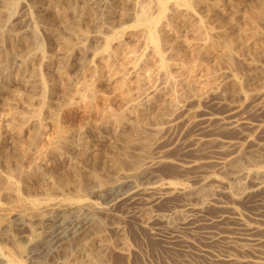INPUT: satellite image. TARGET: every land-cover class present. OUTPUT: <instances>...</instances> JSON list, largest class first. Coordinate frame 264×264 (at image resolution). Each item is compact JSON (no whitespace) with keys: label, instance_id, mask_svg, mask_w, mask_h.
<instances>
[{"label":"bare ground","instance_id":"1","mask_svg":"<svg viewBox=\"0 0 264 264\" xmlns=\"http://www.w3.org/2000/svg\"><path fill=\"white\" fill-rule=\"evenodd\" d=\"M169 1L170 0H156L157 4L160 6V12H159L160 15L161 13L164 14L165 11L167 10V4ZM177 1L186 2V0H177ZM66 5H68V2ZM153 5L154 4H152V6ZM82 7L83 6H81V8ZM97 7H98V4H97ZM119 7L121 8V5ZM138 7H139L138 14L137 15L134 14L135 12L132 14L136 15L137 22L145 25V27L138 28L139 30L137 29L138 34L142 36V37L140 36L138 37H140L141 39L143 38L142 44H144V46L140 50L139 53H133V51L130 49L133 55H132V58H130V60H132V63L128 65V68H133V69L135 68L136 70V67L140 65V62L142 63L144 62L142 60L144 56H151L156 61V67H155L154 72L164 75L167 72L166 69L169 63L167 62V60L164 58V56L160 52V48H159L160 40L157 34V30L155 29V27L157 26L156 24L158 20L156 17H153L150 14V11H149L150 4L146 0L144 1L142 0V2H139ZM123 8H125V6H123ZM64 9H66V7H64ZM60 10L62 11V9ZM72 10H73V7H72ZM88 10H92V9H88ZM251 11L253 10H250V14H252ZM98 13L99 11L95 10V14H98ZM254 14H256V12ZM262 15H261V18H262ZM107 16L108 15H106V18H108ZM259 18H260V15H259ZM255 19L257 21V16L253 18V20ZM106 22H109V21L104 20V23ZM259 22H262V21H259ZM59 23L60 22H58V24ZM66 23L68 24V22ZM99 24H101V22ZM99 24L98 25L96 24L97 26L95 25L96 26V29L94 28L95 30L93 29L96 35H100L102 31V26ZM102 24H103V21H102ZM252 25L253 24L251 23V26ZM69 26H70L69 27L70 30L68 31V35L63 37L64 33L62 34V39H63L62 42L66 46L65 47L66 53H67V50H70V47L74 45V42L72 41V38H71V34L73 32H76V30L73 31V29L76 28L78 25L73 23ZM246 26L248 27V24ZM247 27H246V30L249 29ZM85 29H88V28H85ZM199 29L200 28L196 30V33H198L197 31ZM134 31H136V29ZM134 31L132 32L133 34H134ZM102 32H104V30ZM199 33L201 34V32ZM199 33L198 35H200ZM243 33L244 35L246 34L245 32ZM65 34L67 33L65 32ZM252 34L249 35V38L251 36H254ZM254 34H257V33L254 32ZM83 35H85V33H83ZM241 35L242 33H239V36ZM247 35H245V37H247ZM160 36L162 37V35ZM109 37H105V38L103 37L104 41L107 44L112 42L113 40V39H110ZM235 37L236 35L230 36V34L226 35L224 33H220L216 35L215 38L213 37L214 39L212 38L211 40L210 45L219 48L221 52L220 55L225 60L227 59V61L224 60L226 63L230 60V58H232L231 56L233 55L234 50H235L234 43H238V42H235V40H240V37L239 39L237 37L234 40L233 38ZM245 37L243 39L245 40L248 39V37L247 38ZM28 38L29 37H27V39ZM196 39H198V37H196ZM16 41L17 39L14 42ZM117 42L119 43V39ZM244 42L246 41H243V43ZM31 44H32V47L30 49H33L32 53H34L37 57L41 58L42 60H45L44 62L50 65L51 57H49L47 54H44L42 52V44L41 42H39L34 32H33V41ZM161 44H164V42L163 43L161 42ZM238 44L240 45V43ZM257 44L260 45L261 43L260 44L257 43ZM257 44L255 46H257ZM243 46L245 45L243 44ZM263 48L264 46L262 47V49ZM236 49L238 50V48ZM260 52L262 53V50ZM59 53H61V50ZM195 53H198V51ZM171 55L173 54L171 53ZM29 57H30V54H27V53L25 54L23 52V55H21L20 57L21 65L27 64L29 61ZM104 57H105L106 64H108V67L109 65L112 67L115 63H116L115 65L118 66L116 62L117 60L115 61L114 53L112 50L106 48L104 52ZM176 57L178 58V56H175L174 58L176 59ZM181 57L182 56L179 57L180 58L179 60H181L180 63L178 62L172 65L174 69L176 67L177 68L181 67L182 69L184 68L185 64L188 63L187 59L184 60L185 57L182 59ZM258 58H259V61H254L253 68L251 67V69H253V73L258 72L257 74H261L262 76V74H264V53L262 54L261 58L260 57ZM144 59H147V58L145 57ZM171 59H173V57ZM190 59L188 57V60ZM82 60L80 61L83 62ZM194 60H196V58ZM218 60L219 62L221 61L220 59ZM123 61L125 62L124 59ZM191 61H193V59H191ZM216 62H217V59H216ZM32 64H35V63L33 62ZM56 64H58L57 68L55 65L56 69L53 66L55 70H59V71L63 70L62 68L64 67V65H62L61 62L56 63ZM152 65L154 64H151V66ZM117 66L116 67L114 66L115 69H117L118 72L122 71L123 69L122 66L120 65H119L120 67H117ZM141 66L142 65H140L139 67L142 71ZM228 67H226L225 69H222L221 72L219 71L220 73L218 72V74L214 77L213 82L211 83L210 81L209 82L210 85L206 86L207 90L205 89L206 92L204 91L203 94L197 95V96H196V93H191L188 95L186 94V96L183 97L180 101L173 102V103L170 102L171 104L168 105L169 106L168 111L164 110L165 113L162 114V117L160 113H158V115L156 114L158 118L161 117V120H158V121L147 122L148 118H146L147 119L146 120L144 119V116L136 117V118L131 117V113L133 112V110H140L141 108L142 110L144 109L143 107L145 106V103H147V101L150 100V98L154 94L152 92H155L157 90L156 91L158 93L157 95L161 96V94H159L160 91H158L159 89H157L156 84L155 85L153 84L150 87V89L146 88L147 90L146 89L144 90L143 88L142 89L143 91H139L138 93L136 92L137 95L132 96L129 99V104L127 108L123 109L122 112H109L105 108L95 106L94 109L99 111V113L102 115V118H101L102 120H100L99 122H102L103 124H106V125L107 124L116 125L117 127L120 125L125 126L126 124H129L130 126L129 128L130 132H127L128 134L126 133L125 136H122V138L124 137L123 140L121 139L122 145H120L121 147L118 148L119 150L117 149L118 152L116 153V158L118 161L121 162L120 166L117 167L115 165L117 167V170H114L116 171L114 172L115 175H112L110 179L105 182L102 181L103 179L98 180L97 174H95L94 178L96 177L97 180L95 179L94 180L96 181V183L93 182L94 180L90 181L91 183L92 182L94 183L93 185L83 183L87 178L84 179V177L80 176L79 172L77 171L73 178V182L76 184L77 187L76 189L74 188L75 191L73 193L70 194L68 192L67 194L66 188L68 187V184H70L71 182L65 176L60 177L61 175H59L58 177V173H57V175L54 174L57 177L56 179L53 180L52 185H49L48 188H44L45 196L38 198V199L36 198L31 199L30 206L27 209L26 208L23 209V208L18 207L17 205L12 204V201H15L19 196L17 186L14 183V178L16 176L17 177L22 176L23 174L21 164L19 162L20 158L18 159V157H20L19 156L20 153L19 154L16 153L17 154L16 155L14 153L1 152L0 155L3 156V161L5 163L4 166H6V173L3 177V180H4L2 181L3 183L1 182L0 184H3L2 188H3V192L5 193V195L7 197H12L13 199L11 198L12 200L10 201V198L6 197L8 199L7 203H5V201H2L4 203H0V227L2 230L3 238H4L2 239V241L7 240L9 241L7 243H11L12 248L14 250V254H15L13 255L12 258H15V259H12L8 255L4 256L0 252V264H23L22 261L24 260L33 261L35 258L38 257L37 255L39 251L41 252L42 250L43 251L47 250L48 248L53 246V244L55 243L57 244V242H60L61 239L63 240V238L66 237L67 235L69 237V235H76V233H78V239H77L78 241L75 243L73 242L74 244L71 243L67 248H65L63 252L61 250H58V252L60 253L61 251V253L57 255L54 259H51L50 264H86L87 262L89 263L91 258L97 255L98 252L106 249L109 246L108 235L110 233L111 234L114 233L115 238H116V240H113V241H116L115 242L116 246H115V243H114V246L117 247L119 250H122V249L124 250L127 245L126 234L128 231H130V229L135 230L139 233H142L147 237V239L150 238L151 240H154L156 243H159L160 248L162 250L160 251L164 254L166 259L169 257L171 258V256L174 258L176 255L178 257L177 259L178 262H176V264H179V262L180 264L181 263L182 264L183 263L193 264L194 263L193 261H195L194 259L198 257L200 258L204 257L206 264H264V83H263L264 80L262 79L263 82H261V84H259L254 89L252 95H249L250 93H247V90L245 91V89L242 90L241 88L242 87L241 84L243 83L244 85V82H241L240 77L230 69L231 67L230 68ZM181 69H179V72H178L180 74L182 73ZM251 69L248 72L252 71ZM6 70H7L6 64L4 60L0 58V72L4 73ZM29 70H30L28 74L29 76L27 75L28 80H33L35 82L33 84H31L30 82L32 87L36 89V87L38 86L39 88L43 89L45 84L42 78L40 77V73H39L40 70L38 69V66L32 67ZM126 70L127 68L125 69V71ZM212 70H213V67H212ZM207 71H208V68H207ZM214 71L216 72L215 69ZM125 73L126 72H124V74ZM262 78H264V75ZM35 79H37L38 82L37 80L35 81ZM64 79H65V82L68 83L66 81V78ZM160 79L159 81H161ZM175 79L179 80V78H175ZM250 79H248L249 82H250ZM171 80L172 78L168 77V82L170 84L172 83ZM200 80L202 79H199V82ZM124 81H125L124 78H120L119 81L117 82L118 84L117 88L123 87L125 84ZM251 81L253 82V85H254L255 80L251 79ZM258 81L260 82L261 80H258ZM152 82L154 83V81ZM189 82H191V80ZM174 83L176 84V82H173V84ZM249 84H252V83H249ZM22 88L23 89L26 88V85L25 87H22ZM191 88H190V91H191ZM28 89L31 91L34 90L30 88ZM225 89H227L228 91L226 92ZM67 90L64 89V91H67ZM164 90L169 91L168 89L167 90L164 89ZM166 94H167L166 92L162 93V97L166 98ZM19 96L20 95H17V93H13L12 98L18 101L20 98ZM82 96L91 101L92 99H94L95 95H94V92L85 90V92L82 93ZM25 98L26 97H24L25 102L23 101L24 104L21 106L19 110H15L13 107L11 108V106L10 107L7 106L6 112H5L9 119V125H10L9 127L14 129L18 133L20 129L23 127V125L30 118L28 115V107H29L30 101L29 100L26 101L27 99ZM202 98H204L203 105L200 103V101L203 100ZM33 102L35 101L33 100ZM164 103L165 102H163V104ZM168 103L169 102H167L166 104ZM7 104L10 105V102H8ZM19 106H20V103H19ZM146 106L148 107V105ZM165 106H161V102H160L159 108L160 107L162 108ZM154 119L155 118H153L152 120ZM145 120L146 122H144ZM3 128H6V127H3ZM132 131H134V133L137 132L138 135H136L137 133H135L136 136H134V133ZM140 131L141 132L143 131L141 133L142 135L143 133H146V134L149 133L152 135V137L149 138L147 136L146 141H144V143L140 141L141 144L140 143L138 144L137 142H139L138 141L139 138L142 137L141 140L142 139L145 140L144 137H146L144 135L143 137L141 134L139 135ZM9 134L14 135V133L13 134L9 133ZM30 134H34V133L32 132ZM130 134L131 136H129ZM117 135L121 136L119 134ZM19 137L17 139L18 142H20ZM31 137L29 136V138ZM34 137L36 136H33V138L31 139H35ZM116 138L118 137L116 136ZM24 139L25 138H23V140ZM135 143H137V145H134ZM15 144L18 145L17 142ZM28 144L21 146V143H19V148L20 146L24 147L23 150H26V151L29 150L30 148L32 149V147L28 146ZM69 144H70V136L68 135L67 130L60 128L59 132L49 141V147H48L49 149L46 155L48 156L52 153H55L59 151L61 148L63 149V147H66ZM138 145H140L141 148ZM144 147L146 148L145 149L146 152H143L142 150L144 149ZM139 149H141L142 151H138ZM36 151L38 150L36 149ZM110 151L112 152V150ZM138 152H141V154L140 153H139L140 155L137 154ZM78 153H81V150ZM75 156L77 157V155ZM24 159L23 161L25 162L27 159L26 158ZM45 160L46 159L44 157H41L35 165L36 168L42 167ZM4 163L2 162V164ZM74 163L72 164L74 165ZM89 164H91L90 161H89ZM167 164L173 165L175 169H177L178 171L175 170L176 172L174 171L173 173L162 172L161 167ZM113 166H114V163H113ZM29 168L30 169L28 172L32 173L33 171H30V170L34 167H29ZM114 169L116 168L114 167ZM109 173L112 174V172H109ZM80 177L81 178L83 177L84 181H81ZM39 181L37 183H39ZM49 184H51V182H49ZM1 195H3L2 192H1ZM3 198H5V196ZM106 200H110L111 204L109 205L102 204V202H105ZM238 205H241L243 207V211L240 209V206L238 207ZM97 221L101 222V225H96V226L102 227V228L100 227L101 228L100 230H98L97 228L95 230L92 227V224L96 223ZM11 222L14 223V225L19 229L18 233L16 234L10 233ZM66 246H63V247H66ZM128 246L130 245L128 244ZM127 248H130V247H127ZM105 251L106 250H104L103 252ZM43 258H44V255H43ZM96 260L98 261L99 259L96 258ZM172 263H175V262H172Z\"/></svg>","mask_w":264,"mask_h":264},{"label":"rangeland","instance_id":"2","mask_svg":"<svg viewBox=\"0 0 264 264\" xmlns=\"http://www.w3.org/2000/svg\"><path fill=\"white\" fill-rule=\"evenodd\" d=\"M107 1L108 0H69V1L64 0V2H63V0H58V1L57 0H54V1L53 0H51V1L50 0H11V2H10V0H0V7H1L0 8V54H1L0 58H2L4 60V62L6 64V69H7L4 73L0 72V106H2V107H0V135H1L0 136V143H1L0 144V154H1V152H9V153H14V154L20 153L19 154L20 157H18V159L20 158L19 162L21 164L23 174H22V176H18V177L16 176L14 178V183L17 186L19 196L15 201H12V204L17 205L20 208H23V209L26 208L27 209L30 206V200L31 199H33V198L38 199V198L45 196L44 188H48L49 185H52L53 180L56 179V177H57V176H55V175H57V173H58V177H59V175H61L60 177H64V176L67 177L71 182L70 184H72V185L68 184V187L66 188L67 194H68V192L70 194L73 193L77 187L76 184L73 182V178H74L75 173L77 171L79 172L80 176L84 177V179L87 178L84 181L83 177L82 178L80 177L81 181H84L83 183H86L89 185H93L94 183H96L95 180H97V178H98V180L103 179L102 181L105 182V181L109 180L112 175H115L114 172H116V171H114V170H117V167L120 166V163H121L120 161L117 160L116 153L119 150L118 148L121 147L120 145H122L121 142L124 138V137L122 138V136H125L127 132H130L129 131L130 126H129V124H126L125 126L120 125L117 127L116 125H109V124L106 125V124H103L102 122H99L100 120H102L101 119L102 115L99 113V111L94 109L95 106L105 108L109 112H122L123 109L127 108L128 104H129V99L132 96L137 95V93L139 91H143L142 90L143 88H144V90L146 88L150 89V87L153 84L154 85L156 84L157 89H159L158 91H160L159 94H161V96L157 95L158 94L156 92L157 90L155 92H152V93L156 94L157 96L154 94H153L154 95L153 96L151 94L152 95L151 98L153 101L150 98V100H148L147 103H145V106L143 108L147 112L144 109L142 110V108H141L140 109L141 111L140 110H133V112L131 113V117H133V118L144 116V119L148 118V120L146 119L147 122H154V121L161 120L162 114L165 113V111H168V108H169L168 105H170L173 102L180 101L183 97L186 96V94L188 95L191 93H196V96H197V95L203 94L204 91L206 92V90H207L206 86L210 85L209 82L211 81V83H212L214 77L218 74V72L219 71L221 72L222 69H225L228 66H229L228 68L231 67L230 69L240 77L241 82H244V85H243V83L241 84V86H242L241 88H242V90L243 89H245V91L247 90V93H250L249 95H252L254 89L259 84H261V82H263V80H264V78H262L264 74H262V76H261V74H257L258 72L253 73V69H251V67L253 68L254 61H259L258 57L261 58L262 54L264 53V50H263L264 48L262 49V47L264 46V41H263L264 40V16H263L264 15V5H262V4H264V0H246V1L245 0H186V2L177 1V0H170L167 4V10L165 11L164 14L161 13V15L159 13L160 12V6L157 4L156 0H146L150 4V10H149L150 14L153 17H156L158 20V22L156 24L157 26L155 27V29L157 30V34H158V37L160 40L159 41L160 52L164 56V58L167 60V62L169 63V65L166 69L167 72L164 75L163 74L161 75L160 73L154 72L155 67H156V61L151 56H144L143 57L142 60L144 62L143 63L140 62V65H142L141 66L142 71L139 67L140 65H138L136 67V70H135V68L134 69L128 68V65H130L132 63V60H130V58H132L133 53H139L140 50L144 46V44H142L143 38L142 39L140 38L142 36L139 35L137 31L139 30L138 28L145 27V25L137 22V17H136V15L139 12V7H138L139 2H142V0H140V1L139 0H129V1H127V0L126 1L125 0H118V1L117 0H109L108 2ZM67 2H68L69 6L66 5ZM97 2H99V3H97ZM3 3H4V5H3ZM7 3H8V5H7ZM110 3L114 6H112ZM97 4H98V7H97ZM152 4H154V5L152 6ZM178 4H180V5H178ZM183 4H184V6H183ZM80 5L83 7L81 8ZM120 5H121V8L119 7ZM169 5H171V6H169ZM254 5H255V7H254ZM63 6L66 7V9H64ZM99 6H100V8H99ZM123 6H125V8H123ZM58 7L59 8L61 7L60 9H62V11ZM72 7H73V10H72ZM93 7H95V8H93ZM88 9H92V10H88ZM95 10L99 11L100 14L99 13L95 14ZM250 10H253V11H251L252 14H254L255 12H256V14L258 13L257 15L254 14L257 16L258 22L256 21V19L253 20V18L256 16L250 14ZM152 12H153V14H152ZM128 13H130V14H128ZM132 13H134L136 15H134ZM207 14H208V16H207ZM94 15H96V16H94ZM106 15H108L107 16L108 18H106ZM259 15H260V18H259ZM261 15H262V18H261ZM251 16L252 17L254 16V17L252 18ZM91 17H93V18H91ZM258 18H259V20H258ZM103 19L108 20L111 24L109 22L104 23ZM65 20H66V22H68V24L65 22ZM56 21H57V23H56ZM99 21L101 22V24H99L100 23ZM102 21H103V24H102ZM259 21H262V22H259ZM58 22H60L61 24L60 23L58 24ZM92 22H94L95 24ZM73 23L78 25L77 26L78 28L76 27L73 29V31L76 30V32L72 31L73 33L71 34V38H72V41L74 42L75 46L74 45L71 46L70 50H67V53H66V50H65L66 46L62 42L63 41L62 34L63 33L65 34V32L67 33L65 35L63 34V37L68 35V31L70 30L69 25H71ZM251 23L253 25H255V24L256 25L251 26ZM89 24H91V25L93 24V25L91 26ZM96 24L101 25L102 31L104 30V32L101 31L100 35H96V33L94 32V30L96 29V26H97ZM247 24H248V27L246 26ZM61 26H63V27H61ZM245 26L249 29L246 30ZM85 28H88V29H85ZM198 28H200V29L197 32L198 33L201 32L202 35L200 33H199L200 35H198V33H196V30ZM255 28L258 30H256ZM31 29H33V30H31ZM135 29H136V31H134ZM133 31H134V34L132 33ZM33 32L36 34L37 39L42 44V52L44 54H47L49 57H51L50 58L51 59L50 65L46 64L44 62L45 60H42L41 58L37 57L34 53H32L33 49H30V48L32 47L31 43L33 41ZM135 32H136V34H135ZM243 32L246 33L245 35H247V33H248V35H247L248 39H246V40L243 39L245 37ZM252 32H253V34H252ZM254 32L257 34H254ZM83 33H85V35H83ZM163 33L165 36L163 35ZM220 33H224L226 35L230 34V36L236 35V37L233 38L234 40L239 36V33H242V35L239 36L240 40H235V42L240 43V45L238 43H234L235 44V50H237L236 48H238V50L237 51L234 50V53L231 56L232 58H230V60L227 63L225 62V61H227V59L225 60L220 55L221 52H220L219 48L210 45L212 38L213 37L215 38L216 35H218ZM249 33H251L254 36H251L249 38V35H251ZM115 34H116V36H115ZM12 35H14V36H12ZM78 35H80V36H78ZM160 35H162V37ZM99 36H100V38H99ZM138 36H140V37H138ZM202 36H204V37H202ZM242 36H243V38H242ZM27 37H29V38L27 39ZM103 37L104 38L109 37L110 39H113V40H112V42L107 44L104 41ZM196 37H198V39H196ZM239 37H238V39H239ZM247 37H245V38H247ZM15 38L17 39L16 42H14L16 40ZM116 38L119 39V43L117 42L118 39H116ZM121 39H123V40H121ZM243 41H246V42L243 43ZM161 42L162 43L164 42V44H161ZM165 42H166V44L167 43L168 44L166 45ZM256 42L259 44L261 43V44L258 45ZM121 44H123V45H121ZM243 44L245 46H243ZM256 44H257V46H255ZM130 46H132V47H130ZM135 46H136V48H135ZM125 47H127V48H125ZM25 48H26V50H25ZM71 48H73V49H71ZM106 48L113 51L115 61L117 60L116 62L118 64V66L115 65L116 64L115 63L112 67L110 65L108 67V64H106L105 57H104V52H105ZM122 49H124V50H122ZM130 49L133 51V53ZM60 50H61V53H59ZM175 50H176V52H175ZM196 50L198 51V53H195V52H197ZM261 50H262V53L260 52ZM100 51H102V52H100ZM23 52L25 54L26 53L30 54V57H29V61L27 64L21 65L20 57H21V55H23ZM98 52H99V54H98ZM174 52H175V54H174ZM171 53L173 55H171ZM217 53H218V55H217ZM168 56L169 57L172 56L173 59H171L172 57L169 58ZM175 56H178V58L176 57L177 60L174 58ZM180 56H182L181 59L185 57L184 60L187 59L188 63L185 64L184 68H182V69H181V67L180 68L176 67L174 69V67H172V65L174 63H178V62L180 63V61H181V60H179ZM220 56H221V58H220ZM233 56H234V58H233ZM145 57L147 59H144ZM188 57H189V59L191 57V59H193V61H191V59L188 60ZM195 58H196V60H194ZM97 59H98V61H97ZM123 59L125 60V62L123 61ZM216 59H217L218 64L216 62ZM218 59H220L221 61L219 62ZM80 60H82L83 62H81ZM31 62L32 63L34 62L35 64H32ZM59 62H61L62 65H64V67L62 68L63 70H60V71L55 70L57 68V65H58L56 63H59ZM231 62H232V64H231ZM77 64L80 67H78ZM151 64H154V65L151 66ZM205 64H207V65H205ZM222 64H223V66H222ZM227 64H228V66H227ZM55 65H56V68H55ZM119 65L122 66L123 69H122V71L118 72V70L115 69V67L116 66L120 67ZM31 66L32 67L38 66V69L40 70L39 71L40 77L42 78V80L44 81V84H45L43 89L39 88L38 86L35 89L31 85L35 82L33 80H28V76H29L28 74L30 71L29 69L32 68ZM53 66L55 69L53 68ZM125 66H127V67H125ZM192 67H193V69H192ZM212 67H213V70H212ZM46 68H47V70H46ZM126 68H127V70L125 71ZM207 68H208V71H207ZM249 68L252 71L248 72L250 70ZM52 69H54V70H52ZM71 69H72V71L73 70L74 71L72 72ZM179 69L182 70L181 74L178 73ZM190 69H192V70H190ZM214 69L216 70V72L214 71ZM123 71L126 73L124 74ZM171 71H172V73H171ZM147 72H148V74H147ZM115 73H116V75H115ZM211 73H213L214 75ZM248 73H250V74H248ZM54 74H55V76H54ZM186 74H187V76H186ZM247 74L249 76L250 75H252V76L249 77ZM254 74H255V76H254ZM172 75H174V76H172ZM177 75H178V77H177ZM168 77L172 78L171 84L168 82ZM64 78H66V81L68 83L65 82ZM120 78L125 79V81H124L125 84L123 87L117 88V85H118L117 82L119 81ZM175 78H179V80L175 79ZM250 78L255 80L254 85L252 82L253 80L251 81ZM87 79H88V81H87ZM141 79H142V81H141ZM159 79L161 81H159ZM199 79H202V80H200V82H199ZM248 79H250V82ZM36 80L37 79H35V81ZM184 80H186V81H184ZM190 80H191V82H189ZM247 80H248V82H247ZM258 80H261V81L259 82ZM152 81H154V83ZM183 81L186 83H184ZM30 82H31V84H30ZM37 82H38V80H37ZM173 82H176V84L175 83L173 84ZM139 83L141 84V86ZM249 83H252V84H249ZM25 85H26V88L23 89L22 87H25ZM29 85H30V87H29ZM189 85L191 87H193L194 89L191 88ZM244 86H245V88H244ZM252 86H253V88H252ZM184 87L186 90L184 89ZM28 88L34 89V90L31 91ZM187 88H189V89H187ZM190 88H191V91H190ZM64 89L65 90L68 89V90L64 91ZM164 89H166V90L168 89L169 91H165ZM35 90H37L38 92ZM85 90L90 91V92H94V95H95L94 99H92L90 101L87 98L83 97L82 93H84ZM171 90H173V91H171ZM161 91H163V92H161ZM222 91H223V89H222ZM225 91L227 92L228 90L225 89ZM165 92L167 93L166 98L162 97V93H165ZM183 92H185V93H183ZM13 93H17V95H20L19 96L20 98L18 101L16 99L12 98ZM169 95H170V97H169ZM24 97H26L25 98V99H27L26 101H28V100L30 101V104L28 107V115L30 118L28 117L29 120L23 125V127L20 129V131L18 133L17 131H15L14 129L9 127L10 126L9 125V119H8V116L5 112H6L7 106H9V107L11 106V108L13 107L15 110H19L25 102ZM158 99H160V100H158ZM202 99L203 100H201L200 103L203 105L204 104V98H202ZM5 100L7 101V103L10 102V105L7 104ZM33 100L35 102L36 101H38V102L35 103V102H33ZM168 100H170V101H168ZM166 101L169 103L166 104L167 103ZM160 102H161V106L166 105L165 107H167V108H165V107L159 108ZM163 102H165V103L163 104ZM14 103H16V104H14ZM19 103H20V106H19ZM146 105H148V107ZM156 108L159 110H157ZM33 112H34V114H33ZM158 113H160V115H161V117H159V118L157 116ZM153 118H155V119L152 120ZM146 120L144 122H146ZM65 125H66V127H65ZM35 126H36V128H35ZM111 126H113V127H111ZM3 127H6V128H3ZM60 128L67 130V133L70 136V144L67 145L66 147H63V149L61 148L59 151L52 153V154L47 156L46 153L49 149L48 148L49 147V141L59 132ZM118 129H119V131H118ZM8 131H10V132H8ZM29 132L30 133L33 132L35 135L30 134ZM132 132L134 133V131H132ZM142 132L140 131L139 135ZM9 133H12V134L14 133L15 136L11 135ZM25 133H27V134H25ZM135 133H137V132H135ZM135 133H134V136L138 135V133L136 135H135ZM117 134H119L121 136H118ZM17 135H18V137L22 135L21 137H19L20 142L17 141V139H18ZM32 135L36 136V137L38 136L39 138L34 137L35 139H31V138H33ZM115 135L118 138H116ZM143 135L146 137H144ZM143 135L142 136L145 138V140L142 139L143 140L142 141L141 140L142 137L139 138L138 139L139 142H137L138 144L140 143V141L144 143V141H146L147 136L149 138L152 137V135L149 133H147V134L143 133ZM6 136H8V137H6ZM29 136L30 137L32 136V137L29 138ZM129 136H131V134ZM23 138H25V139L23 140ZM14 139H16V140H14ZM44 139H46V140H44ZM34 140H36V141H34ZM38 140H39V142H38ZM16 142L18 143V145L15 144ZM36 142H38V143H36ZM19 143H21V146L27 145L29 143L28 146L32 147V149L30 148L27 151L23 150L24 147L20 146V148H19ZM137 143H135L134 145H137ZM138 146H140V145H138ZM113 147L115 148V150ZM140 148H141V146H140ZM36 149L39 152L36 151ZM145 149H146L145 147H144V149H142L143 152H146ZM80 150H81V153H78ZM110 150H112V152ZM142 150L139 149L138 151H142ZM139 153L141 154V152H138L137 154H139ZM147 153H148V151H147ZM21 155L23 158L21 157ZM35 155H36V157H35ZM75 155H77V157ZM33 156H34V158H33ZM105 156H107L109 158H107ZM41 157H44L46 160H45L44 164L42 165V167L36 168L35 165ZM78 157H79V159H78ZM111 157H113V158H111ZM24 158L27 159L25 162L23 161ZM89 161L91 164H89ZM2 162L4 163L3 156L0 155V179H1L0 183L2 181H4L3 177L6 173V166H4L5 163L2 164ZM72 163H74V165ZM113 163H114V166H113ZM101 164H102V166H101ZM29 167H34L30 170V171H33L32 173L28 172L30 169ZM96 167L97 168L99 167L101 169L98 168L99 169L98 170ZM114 167L116 169H114ZM46 169H48V170H46ZM56 169H57V171H56ZM69 169H71V170H69ZM175 170L178 171L177 169H175V167L173 165L167 164V165H165V166L163 165L161 167V171L165 172V173H173ZM60 171H62V172H60ZM24 172L25 173L27 172V173L25 174ZM85 172H87V173H85ZM105 172H106V174H105ZM109 172H112V174ZM90 173H91V175H90ZM85 174H86V176H85ZM87 174H89V175H87ZM95 174H97V178L96 177L94 178ZM44 179H46V180H44ZM92 180H94L93 181L94 183L90 182ZM38 181H39V183H37ZM49 182H51V184H49ZM44 183H45V185H44ZM2 186H3V184H0V190L3 193V195H1V192H0V201H1L0 203H4L2 201H5V203H7V200H8L7 198H10V201L13 198L7 197L5 195V193L3 192ZM71 187H72V189H71ZM4 196H5V198H3ZM102 204L109 205V204H111V201L106 200L105 202H102ZM239 206H240V209L243 211V207L241 205H238V207ZM98 223H100V224H98ZM96 225H101L100 221L93 223L92 227L95 230H96V228L98 230H100L102 228L101 226H100L101 227L100 228L99 226H96ZM0 230H1V227H0ZM18 231H19V229L14 225V223L11 222L10 233L16 234V233H18ZM140 236H142V237H140ZM74 238L76 241L74 240ZM114 238H115L114 233H112V234L110 233L108 235L109 246L106 249H104L106 251L103 252L104 250H102V251L98 252L97 255H95L93 258H91L89 263L88 262L87 263L85 262V263L86 264H99L101 262L100 264H103V263L104 264H176V262H178V260H177L178 257L176 255L174 258L171 256V258L169 257L166 259L164 254L161 252L162 250L160 248L159 243H156L154 240H151L150 238L147 239V237L144 234L139 233L135 230L130 229V231L127 232V234H126L127 245H126L124 250L123 249L119 250L117 247H115L116 241H113V240H116V238L115 239ZM2 239H4V238H3L2 230H1V232H0V252L4 256L8 255L12 258L13 255H15V254H14V250L12 248L11 243H7V242H9L7 240L2 241ZM77 239H78V233H76V235H69V237L67 235L66 237L63 238V240L61 239L60 242H57V244L56 243L53 244V246H51L47 250H44V251L42 250L41 252L39 251L38 255H37L38 257L33 260L34 262L31 260H24V261H22V263L23 264H50L51 259H54L57 255H59L61 253V251L63 252L65 250V248H67L71 243L77 242L78 241ZM63 242L66 244H64ZM114 243H115V246H114ZM61 244H62V246H61ZM128 244L130 246H128ZM57 246H58V248H57ZM63 246H66V247H63ZM127 247H130V248H127ZM109 248H111V249H109ZM58 250H61L60 253L58 252ZM9 251H11V252H9ZM39 255H40V257H39ZM43 255H44V258H43ZM47 255H48V257H47ZM96 258L99 260L97 261ZM12 259H15V258H12ZM194 260H195V261H193L194 263L192 262L193 264H195V263L196 264H206L204 257H201V258L198 257ZM35 261H36V263H35ZM172 262H175V263H172ZM179 264H180V262H179ZM183 264H185V263H183Z\"/></svg>","mask_w":264,"mask_h":264}]
</instances>
